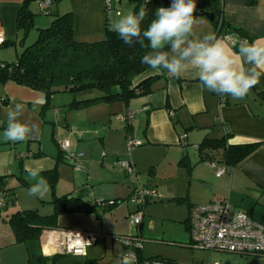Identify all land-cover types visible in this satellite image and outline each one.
Listing matches in <instances>:
<instances>
[{
	"label": "crops",
	"instance_id": "1",
	"mask_svg": "<svg viewBox=\"0 0 264 264\" xmlns=\"http://www.w3.org/2000/svg\"><path fill=\"white\" fill-rule=\"evenodd\" d=\"M26 1L0 0V62L16 61L22 50L31 44L27 42L30 32L27 38L21 41L22 30L17 27L18 11ZM38 1H28V8L33 14L34 22L37 10L40 12ZM221 1L222 20L230 28V31L226 36L217 37L221 38L233 53L237 51L231 40H234L235 43L242 41L239 33L234 29L244 32L252 41L264 43V0H257L254 5L246 4L245 0ZM51 11L56 14L71 12L74 36L78 41L83 42L102 39L106 27L109 26L112 29V25L121 16V13L119 16L111 14L107 18L103 0H61L59 3L52 4ZM130 11L132 12L131 8ZM195 18L197 23L194 26L193 39L202 38L208 33H215L212 21L203 16ZM41 28H45V26H36V37L38 29ZM240 66L241 61L238 60L237 67ZM145 79H149L146 89L149 91L139 92L127 103L115 101L81 110H69L67 104L70 101L60 107L52 105L51 101L56 93L49 97L46 105L44 93L19 85L12 80L0 82V105L5 108L15 103L25 105V112L20 119L29 124L36 123L40 128L38 138H29L17 143L6 141L3 132L7 126V120L3 110L0 109V175L7 177V187L13 188L14 192L18 186L24 188L20 190L22 193L16 201V210H12V208L17 197L0 210V264H45L54 256L51 244L45 236H42L44 230L36 239L19 242L7 222L9 216L18 210L36 209L42 215L52 212V208L51 212L49 210L52 207L49 203L52 199L49 181L47 180L48 190L42 197L29 195L28 189L35 181L30 179L26 166L43 169L42 176L46 171L56 169L57 181L54 191L56 196L76 195L77 191H87L90 186L92 189L90 195L93 194V198L88 195L87 197H89V201H93L90 202L91 204L103 200L116 199L122 202L125 200L122 198L125 187L121 191L117 184V169L114 166L109 168V163L104 160L105 156L103 157L102 153L106 152L111 156L115 155L117 159L119 158L117 155L124 147L127 128L126 120L118 119L117 116L130 110L133 111L129 120L130 133L135 139L142 141L139 146H143L137 150L141 152L140 155L136 150L132 154L131 161L135 167L141 165L142 156L147 155L148 152L161 151L165 158L168 157L167 166L175 164V161L180 167H185L184 164H188L192 167L190 175L187 174L184 167H181V170L190 181L193 179L202 180L211 186L207 188L210 189L208 193L195 191L190 187L192 191L190 190L185 195L188 197L189 203L191 202L190 206L227 199L235 208L247 211L255 220L264 224V103L257 99V93L264 90V76L245 98L233 99L231 96H226L230 101L229 104L221 102L216 93L203 88L195 70L191 68L179 77H173L167 71L157 72L148 69L136 77L134 82L139 83ZM44 105H46L45 109ZM116 123L121 124V128L123 126L125 130L120 129V126L117 127ZM225 133L230 134L228 144L260 143V145L238 165L228 168L226 173L216 176L213 170L215 179L207 178L208 176L196 170L197 167L189 158L186 146L190 143L197 154V159H202L203 153L198 151V144L201 140L205 136L220 138ZM183 134L186 135V138L184 143H181L180 136ZM62 140L68 141L70 152L83 153L82 160L80 161V158L78 164L92 168L90 173L88 170L76 171L62 159L61 156L64 153L59 147ZM40 153L41 155L34 156ZM182 158L184 161L180 163ZM150 165L152 166V164ZM90 181L94 182L91 184ZM79 186H83V188H78ZM134 186L135 184L130 187V193ZM171 191L172 189H168L169 193ZM25 194L27 196L23 197ZM192 195L198 202L191 201ZM78 197L85 201L88 200L82 196ZM119 204L110 212L104 213L100 220H97L93 214L61 215L58 218L57 228L87 230L99 234L105 223L104 215L113 212ZM187 213H189V206ZM186 219L177 221L169 219L174 225L169 230L161 228L158 233L152 231L153 220L142 219L141 234L146 239L156 236V233L166 239H172L170 231L174 227L172 234L175 240L189 248L187 243L190 237L187 224L184 222ZM154 244L158 245L159 250L147 257L144 254V247H142L140 250L142 257L167 259L163 254V245L155 240ZM88 249L89 247L84 256H71H74L76 260L81 257L86 258L90 254ZM195 250L204 252V250ZM208 253L210 260L217 256L219 258L217 261L221 264H237L239 261L237 256L264 259V256L248 254Z\"/></svg>",
	"mask_w": 264,
	"mask_h": 264
},
{
	"label": "trees",
	"instance_id": "2",
	"mask_svg": "<svg viewBox=\"0 0 264 264\" xmlns=\"http://www.w3.org/2000/svg\"><path fill=\"white\" fill-rule=\"evenodd\" d=\"M27 0L18 11L17 27L22 30V39L25 40L34 27L33 14L28 8ZM61 0H52L59 3ZM134 6L132 12H137L144 0H132ZM172 0H150L147 5L148 16L142 23V29H146L154 18L155 11L159 7H167ZM246 4L254 5L257 0H245ZM195 17L202 16L199 13L206 12L214 15L212 20L217 36H226L230 28L222 20L221 0H196ZM50 24L38 29L36 39L18 55L14 62H0V82L12 80L15 83L40 91L46 96V105L49 97L58 91L77 92L96 90L97 96L89 99L74 100L67 104L69 110H81L102 103L121 101L127 103L139 92H148L145 79L139 83L134 80L140 74L150 69L141 64V57L149 49L141 47L138 43L131 46L125 44L118 33L106 27L102 39L93 42L78 41L74 36V23L71 12L65 14L52 13ZM204 17V16H203ZM109 25L108 23H106ZM238 32L241 40L252 42L244 32ZM147 41L145 44L147 45ZM238 51L239 43L233 45ZM219 96V95H218ZM221 102L229 104L226 96ZM257 99L264 103V90L257 93ZM44 105V109L46 108ZM130 120V119H129ZM129 120L126 121L127 134L130 133ZM230 134L225 133L220 138L205 136L198 144V151L203 160L214 161L219 166L226 168L234 167L250 156L260 143L228 144ZM35 154L34 156H39ZM64 160V156H61ZM65 161V160H64ZM184 158L180 163H183ZM68 163V162H67ZM185 165V170L190 175L192 167ZM43 176L49 181L52 199V212L42 215L36 209L18 210L7 219L14 236L19 242L36 239L45 229L57 228L58 218L68 214H93L97 220L102 218L106 212H110L122 201L112 199V204L103 206L97 203H88L84 199L66 194L56 196L54 194L57 181V170L46 171ZM6 176L0 175V196L6 197V204L12 202L15 196L14 189L7 187ZM19 179V178H18ZM20 180V179H19ZM187 198H185L186 200ZM110 200H103L107 202ZM193 205H189V210ZM4 207V206H3ZM2 207V208H3ZM1 208V209H2ZM188 229V217L184 221ZM60 256L55 254L51 260L52 264ZM138 262L144 259H160L165 263L174 262L169 259L158 257L143 258L137 251ZM88 262V261H87ZM86 264H96L95 260H89Z\"/></svg>",
	"mask_w": 264,
	"mask_h": 264
},
{
	"label": "clouds",
	"instance_id": "3",
	"mask_svg": "<svg viewBox=\"0 0 264 264\" xmlns=\"http://www.w3.org/2000/svg\"><path fill=\"white\" fill-rule=\"evenodd\" d=\"M149 3L150 0H144L137 12L121 16L112 25V30L125 44L131 46L138 43L149 49L141 57V64L157 72L167 71L173 77H179L189 68L194 69L203 88L233 99L245 98L260 83L264 76V43L243 40L239 43L238 51L233 53L215 33L193 39L197 23L194 16L196 0H172L169 7L157 8L147 28L142 29V23L148 16ZM238 60L241 61L240 67H237ZM0 109L7 120L3 132L6 141L17 143L39 137L38 124H29L20 119L25 105L15 103L6 108L0 105ZM26 171L35 181L28 189L29 195L42 197L48 190L47 179L41 175L43 169L26 166ZM123 243L127 246L129 242ZM133 260L134 256L125 257L123 264H133Z\"/></svg>",
	"mask_w": 264,
	"mask_h": 264
},
{
	"label": "rangeland",
	"instance_id": "4",
	"mask_svg": "<svg viewBox=\"0 0 264 264\" xmlns=\"http://www.w3.org/2000/svg\"><path fill=\"white\" fill-rule=\"evenodd\" d=\"M133 6L134 2L132 0H122L120 5L121 16L131 12L130 8L132 10ZM37 11L38 12L34 22V27L31 29L29 37L27 39L28 44L32 43L36 38V26L46 27L49 24L50 20H52L53 18L52 15H44L41 14L39 10ZM121 16H119V18ZM55 93L56 94L53 95V99L51 102L52 105L55 104L59 107L69 101L72 102L74 100L89 99L99 94V92L96 90L77 92L61 91ZM51 110H53V108H51ZM54 112H56V110H54ZM120 125L121 124L116 123L117 127H119ZM179 128L183 130V128H181L180 126ZM120 129L125 130L123 126L122 128L120 126ZM142 147L143 146L134 147L131 151H128L125 140L124 147L121 149L120 154L117 155L119 157L118 159L115 155L111 156L106 152L102 153V156H105L104 160L109 163V168L111 166H114L115 169H117V184H119L118 186L121 191H123L125 187V192L122 195V198H124L125 200L119 204V206L116 208L117 210L115 209L110 214L104 215L105 223L103 229L100 230L101 233L99 232L96 243L90 246L91 248L89 247L88 249V252L90 254L92 253L93 255L89 254L90 257H81L78 258V260H76V258L71 255H60L56 258L53 264H86L85 262H89L90 259L95 260L94 263L96 264H123L124 256L130 251V249L122 242L123 239L120 238L130 235H139V239L142 240V247H144V254L147 257L151 256L154 252H157V250H159V248H157L158 245L154 244V240L157 241V243H161L164 247L162 250L165 258L175 261V263L168 262L167 264H205L207 262H214L219 259L217 256H215L210 260L208 251L203 252L182 246V244L178 240H175V237L172 234L174 233V227L172 228V231H170L171 235L173 236L172 239H166L165 237H161V235H157L161 228L169 230V228L174 225L169 221V219H174L177 221L179 219L182 220L188 217L187 207L191 204V202L189 203V199L188 197H185V195L190 192V187L192 188V190L194 189L195 191H204L205 193H208L210 189L198 185L196 183V179L190 181L184 175L183 170H181L182 166H177V161L174 162L175 164L167 166L166 161L168 157L165 158L164 153L161 151L148 152L147 155L142 156L143 162L141 163V165L139 167H135L133 162L131 161L132 154L134 150L137 151ZM186 149L188 151L189 158L192 160V163L197 167L196 170L208 176L207 178L215 179L214 171L207 166L208 160L197 159V154L194 152V148L191 147L190 143L187 144ZM140 153L141 152L137 151L138 155H140ZM81 160L82 158L80 159V161ZM126 162L131 163L133 171H127L124 168L123 164ZM150 164H152V166ZM80 166L83 170H88L89 173L91 172L92 168H86V166L83 167L81 164ZM93 182L90 181L91 184ZM123 184L124 186H122ZM133 184H139L142 187L145 186L148 188H153L157 192V197L149 201L143 208V220H153L154 225L152 227V231L157 232L156 236H150L149 239L143 238L140 227L135 228L129 222V217L135 210V203L132 202L130 193V187H132ZM78 188L82 189L83 186H79ZM23 189L24 188L21 186L15 188L14 198L16 199L17 197V199L15 200V205L12 210L17 209L16 201H18V197L21 196L20 193L22 192H20V190ZM87 189V191H77V194L74 196H82L85 199L88 198V200H86L87 202H93L89 201V197H87V195L92 197L93 194L90 195L92 189L90 188V186ZM168 189H172V191L169 193ZM26 196L27 194L23 195V197ZM185 198L187 199L185 200ZM196 200L197 199L195 198V196L192 195L191 201L194 203L198 202ZM51 208L52 207H50L49 209L50 212ZM125 214L127 215V217H125ZM175 230L177 231V229ZM92 256L95 257L91 258ZM237 258H239L237 264H264V259L261 258L248 256H245L243 258L237 256ZM45 264H52V260H49Z\"/></svg>",
	"mask_w": 264,
	"mask_h": 264
},
{
	"label": "built area",
	"instance_id": "5",
	"mask_svg": "<svg viewBox=\"0 0 264 264\" xmlns=\"http://www.w3.org/2000/svg\"><path fill=\"white\" fill-rule=\"evenodd\" d=\"M122 0H103V7L108 18L109 15H120V3ZM171 2L167 7L171 5ZM41 14L49 15L52 0H39ZM235 44L234 40H231ZM223 100V98H220ZM133 111L118 115V119L128 121L132 117ZM186 135L180 136L181 143H184ZM141 141L135 139L131 134L126 135L127 150L141 145ZM61 151L64 153V160L68 162L74 170L84 171L78 164L82 153H73L68 150L69 143L62 140L59 143ZM210 169L215 171L216 176L227 172L225 166H218L214 161H207ZM127 171H133L129 162L123 164ZM157 197V192L153 188L142 187L136 184L131 192V200L135 203V210L130 215L129 221L135 228L140 227L143 219V208L149 201ZM113 202L99 201V205H109ZM6 205V197L0 196V210ZM188 233L190 240L187 243L189 248L213 252H224L239 255L264 256V224L255 220L247 211L235 208L227 199H218L204 204L193 205L188 213ZM45 236L52 246L53 254L84 256L88 247L96 243L98 234L92 231H77L71 229L57 228L44 230ZM122 242L128 241L130 251L125 257L132 258L133 264H167L160 259H144L138 262L137 251L142 250V240L139 235L121 237ZM205 264H221L218 261L207 262Z\"/></svg>",
	"mask_w": 264,
	"mask_h": 264
},
{
	"label": "water",
	"instance_id": "6",
	"mask_svg": "<svg viewBox=\"0 0 264 264\" xmlns=\"http://www.w3.org/2000/svg\"><path fill=\"white\" fill-rule=\"evenodd\" d=\"M199 14L202 15V16H204V17H206L209 21H212L213 18H214V15H212V14H208V13H206V12H202V13L200 12ZM196 183H197L198 185L204 187V188H210V187H211V186L208 185L205 181H202V180H196Z\"/></svg>",
	"mask_w": 264,
	"mask_h": 264
}]
</instances>
